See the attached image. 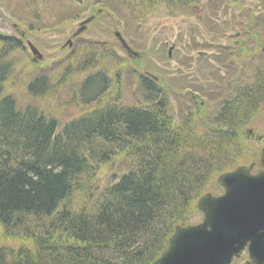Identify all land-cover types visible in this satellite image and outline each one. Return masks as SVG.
<instances>
[{
    "label": "trees",
    "instance_id": "1",
    "mask_svg": "<svg viewBox=\"0 0 264 264\" xmlns=\"http://www.w3.org/2000/svg\"><path fill=\"white\" fill-rule=\"evenodd\" d=\"M10 67L0 62V264H148L173 225L187 221L211 175L231 167L230 143L216 136L211 145L201 142L203 136L191 140L187 119L183 125L172 122L169 131L167 106L148 79L142 88L153 109L114 102L54 133V118L2 96ZM38 77L26 85L31 96L50 86L46 76ZM109 86L105 71H96L80 84L78 100L90 104ZM242 97L224 101L220 126L231 128L247 112ZM232 146L235 158L240 145ZM118 156L130 172L114 182L115 177L97 200L84 196L96 184L97 167ZM76 195L86 200L77 211ZM16 231L30 240L22 244ZM10 240L18 247L5 244Z\"/></svg>",
    "mask_w": 264,
    "mask_h": 264
},
{
    "label": "rangeland",
    "instance_id": "2",
    "mask_svg": "<svg viewBox=\"0 0 264 264\" xmlns=\"http://www.w3.org/2000/svg\"><path fill=\"white\" fill-rule=\"evenodd\" d=\"M192 1L176 6L169 0H0V34L14 37L22 45L21 50L10 56L13 68L4 93L10 94L17 106L30 103L61 124L87 111L88 107L79 104L76 89L78 82L88 73L103 68L111 79V90L101 100L102 105L108 102L109 97L119 105L140 108L149 104L143 101L138 77L156 76L155 82L162 92L159 96L163 97L171 121L183 125L186 119L191 121V114L199 112L198 117L192 119L190 129L200 134L215 126V119H223V102L236 89L250 88L255 94L257 83L264 78V0H240L242 6H253L251 12L236 8L229 0H210L209 4L205 0ZM201 2L205 10L198 13L193 6ZM89 16L91 21L86 24L84 32L70 38L79 23ZM200 16L202 18L198 20ZM179 22L189 25L190 36L193 32L198 35L190 45L206 46L209 50L210 55L198 59L196 66L189 58L190 53L177 52L175 48L171 50V55L175 51L174 57L166 61L165 54L172 44L157 47L158 44L152 41L154 25L160 23L164 27H173ZM115 30L120 32L137 57L130 58L115 41ZM28 41L36 46L41 60L34 59L29 53ZM93 44L108 54L101 58L95 55L102 67L77 72V62L85 55L89 57L85 51ZM226 44L232 46L223 50L217 47ZM244 44L245 54L242 51L237 53V47ZM38 74L47 76L52 89L37 98H30L25 91V83ZM258 97H261V102L252 118L251 115L246 117L247 123L242 128H231L237 133L236 140H240V151L235 158L234 136L229 134L226 141H222L224 145L231 144L227 147L231 167L227 169L238 164H257L264 145V95ZM254 99L251 97L250 103ZM215 127L224 129L223 123L220 126L218 121ZM207 143L212 144L210 141ZM122 160L118 156L109 161L102 166L100 174H107L108 169L120 174L127 164ZM257 168L258 165L254 166L252 171ZM216 175L217 172L211 175L204 190L212 195L220 191ZM84 204L86 200L76 195L75 209ZM187 216L189 223L201 219L195 203ZM32 223L36 222L33 220ZM27 235L30 234L16 231L17 238L23 239ZM5 244L18 246L14 240ZM245 258L241 252L232 264H246Z\"/></svg>",
    "mask_w": 264,
    "mask_h": 264
},
{
    "label": "water",
    "instance_id": "3",
    "mask_svg": "<svg viewBox=\"0 0 264 264\" xmlns=\"http://www.w3.org/2000/svg\"><path fill=\"white\" fill-rule=\"evenodd\" d=\"M260 165L257 174L243 165L220 173L224 193L202 194L196 202L202 221L176 226L150 264H228L244 246L247 263L264 264V149Z\"/></svg>",
    "mask_w": 264,
    "mask_h": 264
},
{
    "label": "bare ground",
    "instance_id": "4",
    "mask_svg": "<svg viewBox=\"0 0 264 264\" xmlns=\"http://www.w3.org/2000/svg\"><path fill=\"white\" fill-rule=\"evenodd\" d=\"M37 79H39V77L37 75H33V76L30 77V80H32V81H36ZM51 89H52V87L49 86L48 91H46V93L49 92ZM101 89H99L98 91H100ZM146 93H148V91H146ZM157 93L161 95V93H162L161 92V88H158L157 89ZM147 104H149V105H148V107H146V109L147 108H151V109L154 108V104L153 103L148 102ZM131 109L138 110V109H141V108L138 107V106H133V107H131ZM223 110H226V108L224 107V104H223ZM170 126H171V129L169 131H171L172 129H174L173 128V125H172V122L170 123ZM188 131H189L188 135L190 136V139L191 140H194V139H197L198 138L197 137V134H195L192 130H188ZM229 133L231 134V132H230L229 129H222V128L217 129V130L214 129L211 132L205 131V135L206 136H209V137L210 136H216V137H219L221 141H226V136ZM223 136H224V139H223ZM235 141L236 140L234 139V145H235ZM123 167L125 169H124V171L122 169L123 172H121V173L128 174L130 172V169H128L126 166H123ZM217 185L219 186L220 191H219L218 194H215L214 196H220V195H222L224 193V188L219 183H217ZM101 190H103V189H100L95 183H91V184H89V190L88 191H84V196H87L89 198H92L93 200H97L101 196L100 195L101 194Z\"/></svg>",
    "mask_w": 264,
    "mask_h": 264
},
{
    "label": "flooded vegetation",
    "instance_id": "5",
    "mask_svg": "<svg viewBox=\"0 0 264 264\" xmlns=\"http://www.w3.org/2000/svg\"><path fill=\"white\" fill-rule=\"evenodd\" d=\"M237 35H239L238 32H237ZM237 50H238V51H242L244 54H245V52H246V49L243 50L240 46L237 47ZM263 50H264V49H263ZM199 56H205V54H199ZM191 59H192V61H193V64H195V63L197 62V60H198V59L195 58L194 56H191ZM262 79L264 80V78H262Z\"/></svg>",
    "mask_w": 264,
    "mask_h": 264
}]
</instances>
